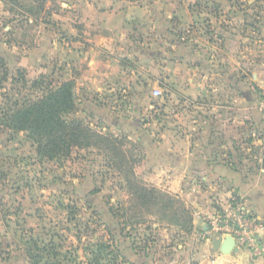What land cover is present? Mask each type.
<instances>
[{
    "label": "rangeland",
    "instance_id": "obj_1",
    "mask_svg": "<svg viewBox=\"0 0 264 264\" xmlns=\"http://www.w3.org/2000/svg\"><path fill=\"white\" fill-rule=\"evenodd\" d=\"M93 5L105 12L108 4L0 0V264H31L28 252L42 253L34 242L51 240L64 264H88L98 237L109 245L98 264H186L196 243L230 237L211 224L227 203L216 201L194 163L193 177L176 178L186 168L172 148L220 142L218 120L229 105L216 70L230 65L225 43L245 86L250 69L264 68V0H123L112 31L123 36L113 40L95 24ZM227 28L236 38L224 43ZM110 41L124 51L111 52ZM178 65L198 67L192 96L174 87ZM50 89L70 93L66 117L97 135L91 145L49 156L16 130V104ZM240 128L228 156L251 172L263 141Z\"/></svg>",
    "mask_w": 264,
    "mask_h": 264
},
{
    "label": "crops",
    "instance_id": "obj_2",
    "mask_svg": "<svg viewBox=\"0 0 264 264\" xmlns=\"http://www.w3.org/2000/svg\"><path fill=\"white\" fill-rule=\"evenodd\" d=\"M104 1L108 4L105 6V12H99L100 7L93 5L97 15L94 17V22L95 24L101 23L104 28L110 30V34L105 33L109 36H105L104 39L113 40L114 35L123 36L122 31H119L120 33H112L115 28L114 19L117 16L114 11L118 10L116 6H119L123 0ZM153 3H156V1ZM96 28L95 26L94 29ZM227 29L230 30H222L224 43L236 38L235 30L232 28ZM109 43L108 45L107 43L105 44L110 48L111 52L124 51L121 46L114 48L116 44L111 41ZM227 48L228 45L225 43L223 55L229 56L230 65L222 63L216 70L219 81L222 80L220 84L222 96L226 98V101L223 102L229 105L218 120L219 131H217V135L220 138V142L216 145L210 142L204 144L196 143L195 146L174 144L172 160L185 163L186 171L178 177L176 175V178L185 177L188 179L193 177V170L191 168L188 169V166H192L194 163L196 169H201L200 172L195 171L199 175L200 181L213 188L211 193L216 194V201L220 205L224 204L232 193H236L243 199L246 206L264 223V115L258 106L257 93V90L264 89V68L256 64L250 69V75L244 79L245 81L248 80L249 83L245 86L244 83L237 80L234 76V72L240 70L241 67L229 55L228 51L230 49ZM193 68L185 65L174 67L175 71L173 72H176L172 75L174 87L186 96H192L197 85L196 79H194L191 72H196L198 67L195 66V69ZM230 69L232 72L228 73ZM177 72L180 73L177 74ZM186 72H190V75H187ZM242 87H245L243 91H241ZM243 124L256 130L263 141L257 150L259 154L255 156V159L250 160L251 164H254L251 172L240 170L238 166L231 163L228 156L229 148L231 152L234 151L233 144L240 137V126ZM201 135L208 137L209 132L202 128ZM176 165L179 167L180 164ZM214 239H204L196 243L191 256L192 261L186 264H264V248L257 257L250 256L246 251L225 253L219 247H214ZM262 242L264 244V233Z\"/></svg>",
    "mask_w": 264,
    "mask_h": 264
},
{
    "label": "trees",
    "instance_id": "obj_3",
    "mask_svg": "<svg viewBox=\"0 0 264 264\" xmlns=\"http://www.w3.org/2000/svg\"><path fill=\"white\" fill-rule=\"evenodd\" d=\"M67 95L68 97H64V99L61 97L59 89H50L46 94L33 101H25L21 105L17 103V107L12 111L11 121L16 130H26L30 138L37 144L38 150L49 156L67 153L73 146H89L91 140L97 136L80 121L66 117L74 109L70 93ZM128 186L132 189L130 183ZM132 194L138 199L146 197V193H141L138 189H135ZM100 238L98 237L95 241L96 249L88 251L93 255L94 264H98L97 261L102 250L109 248L108 244L99 240ZM34 246L37 251H42V253L33 254L30 250L28 258L31 264H64L57 259L61 255L56 250V246L59 245H55L52 240L43 243L42 247H39L35 241ZM93 262L90 260L88 264H93Z\"/></svg>",
    "mask_w": 264,
    "mask_h": 264
},
{
    "label": "built area",
    "instance_id": "obj_4",
    "mask_svg": "<svg viewBox=\"0 0 264 264\" xmlns=\"http://www.w3.org/2000/svg\"><path fill=\"white\" fill-rule=\"evenodd\" d=\"M155 93L158 94L159 90H155ZM261 111L264 115V103ZM226 203L222 214L211 218L213 228L220 231V235H230L238 251H246L253 257L259 256L264 248V223L238 194L232 193Z\"/></svg>",
    "mask_w": 264,
    "mask_h": 264
},
{
    "label": "water",
    "instance_id": "obj_5",
    "mask_svg": "<svg viewBox=\"0 0 264 264\" xmlns=\"http://www.w3.org/2000/svg\"><path fill=\"white\" fill-rule=\"evenodd\" d=\"M213 245L216 248H220L223 252L229 253H238V249L234 246V240L232 237H228L226 239L220 237H217L213 240Z\"/></svg>",
    "mask_w": 264,
    "mask_h": 264
}]
</instances>
